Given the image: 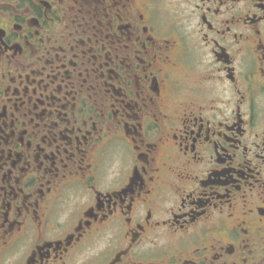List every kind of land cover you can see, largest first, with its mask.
<instances>
[{
	"label": "flooded vegetation",
	"instance_id": "obj_1",
	"mask_svg": "<svg viewBox=\"0 0 264 264\" xmlns=\"http://www.w3.org/2000/svg\"><path fill=\"white\" fill-rule=\"evenodd\" d=\"M0 264H264V0H0Z\"/></svg>",
	"mask_w": 264,
	"mask_h": 264
}]
</instances>
